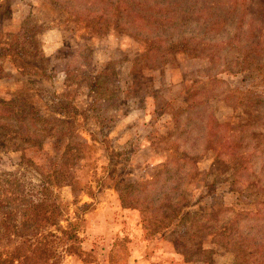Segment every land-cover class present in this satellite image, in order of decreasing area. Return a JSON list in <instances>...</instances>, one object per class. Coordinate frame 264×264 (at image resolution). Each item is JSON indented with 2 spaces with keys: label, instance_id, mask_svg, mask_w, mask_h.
I'll list each match as a JSON object with an SVG mask.
<instances>
[{
  "label": "rangeland",
  "instance_id": "rangeland-1",
  "mask_svg": "<svg viewBox=\"0 0 264 264\" xmlns=\"http://www.w3.org/2000/svg\"><path fill=\"white\" fill-rule=\"evenodd\" d=\"M54 6L0 0V39L20 33L27 50L16 64L10 57L1 64L0 102L12 101L18 114L38 112L56 131L38 136L30 150H21L22 137L13 144L0 138V174L36 185L31 166L69 173V182L53 189L78 221L82 253L64 263L264 264V221L256 218L264 216V67L238 66L235 50L216 68L183 56L151 67L135 40L76 32ZM226 86L259 94L257 117L217 96ZM192 95L209 98L216 121L232 124L230 145L222 157L207 152L198 164L183 200L186 219L151 235L138 209L123 208L119 191L155 176L177 151L202 146L194 122L179 115L178 135L172 117ZM244 154L252 157L246 169L233 158Z\"/></svg>",
  "mask_w": 264,
  "mask_h": 264
},
{
  "label": "trees",
  "instance_id": "trees-1",
  "mask_svg": "<svg viewBox=\"0 0 264 264\" xmlns=\"http://www.w3.org/2000/svg\"><path fill=\"white\" fill-rule=\"evenodd\" d=\"M50 3L53 6L55 3V10L73 24L76 32L123 35L135 40L142 49V60L151 67L175 64L183 56L216 68L230 50L239 54L235 63L238 66L264 67L261 52L264 0H50ZM256 21L262 29L256 30ZM10 35V41L8 37L7 41L0 39V73L6 58L16 64L22 54H27L20 33ZM224 68L228 71L226 65ZM208 78L213 84H225ZM217 96L233 110L255 117L262 104L259 94L227 86ZM208 103L209 98L207 101L192 95L185 102L186 107L172 115L177 127L179 115L194 122L190 126L194 132L200 131L202 146L193 147L189 153L177 151L155 176L119 191L123 208L138 209L150 226L151 235L168 230L176 219H186L187 214L180 216L185 212L183 200L191 180L199 176L198 164L204 155L227 154L230 144L226 137L233 132L232 124L216 121ZM12 105V101L0 102V138L9 144L22 137L21 150H30L38 136L47 137L55 131L53 124L38 112L18 114ZM197 121L200 126H196ZM233 158L242 169L252 164V157L248 160L247 154ZM31 170L38 176L36 185L26 183L15 173L0 174V264H65L66 255L78 258L82 253L78 221L68 216V209L53 189L68 183L69 173L59 169L45 173L34 166ZM256 218L264 221V216ZM245 242L243 239L240 243Z\"/></svg>",
  "mask_w": 264,
  "mask_h": 264
}]
</instances>
